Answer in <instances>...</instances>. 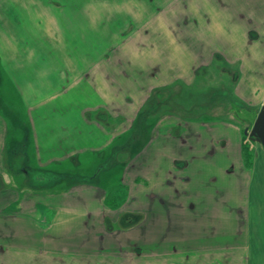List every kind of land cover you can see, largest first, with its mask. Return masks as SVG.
Returning a JSON list of instances; mask_svg holds the SVG:
<instances>
[{
	"label": "crops",
	"instance_id": "obj_1",
	"mask_svg": "<svg viewBox=\"0 0 264 264\" xmlns=\"http://www.w3.org/2000/svg\"><path fill=\"white\" fill-rule=\"evenodd\" d=\"M178 53L193 65L173 66ZM218 58L243 71L238 99L264 107L252 95L264 87V0H0V93L9 83L19 95L0 105V264H264V150L247 164L236 122L170 121L141 146L112 147L156 90ZM13 130L21 173L5 154ZM106 152L125 157L121 203L88 176L28 181ZM223 156L232 189H219ZM234 187L247 196L237 210L225 205ZM234 210L238 228L219 243Z\"/></svg>",
	"mask_w": 264,
	"mask_h": 264
},
{
	"label": "rangeland",
	"instance_id": "obj_2",
	"mask_svg": "<svg viewBox=\"0 0 264 264\" xmlns=\"http://www.w3.org/2000/svg\"><path fill=\"white\" fill-rule=\"evenodd\" d=\"M173 62L174 63L172 65L177 68L178 66L182 68L187 64L193 63L192 60L188 61L191 63H187L185 57L179 53L176 55ZM240 64L242 65L241 62ZM231 66H229L226 61H219L218 58L214 64L204 68L201 67L191 83L177 81L172 86L156 90L149 102L138 115L136 121L132 124L131 128L126 132L117 134V141H115L112 146L114 148L113 151L121 147L120 145L125 144H127L128 148L134 146L136 143L138 144L137 147L141 146L144 141L148 140L149 137L157 132V127H160L159 131L166 130L168 122L170 121H175V125H180V123L185 120L208 122L214 119H223L236 122L239 127H241L243 132V146L247 147V150H252V154L250 153L248 160L252 164L253 148L258 147L264 150V147L261 143L250 139L244 131L246 128H252L262 105H256L255 103L258 101L255 102L250 99L246 100L249 102L251 101L254 104L238 99L241 94V89L238 88L237 82L239 74L242 79L244 74L243 71L240 72L239 69H236L238 68L237 65H235L236 67H233L234 69L231 68ZM235 69L239 72V74ZM158 93H160V97L163 96L161 99L157 97ZM242 93L244 94V92ZM243 94L241 95L243 96ZM252 95H258L261 98L264 97V87L262 90L259 89L258 91L252 93ZM6 97L8 100H11H9V104L11 105L15 104L16 99L19 98L18 93L9 85V83H6V87H4L0 93L1 106H5L3 105V101L4 98L7 100ZM4 109L2 110L5 111L6 114L10 115L12 113L10 116H13V112L9 114L8 109ZM120 121L121 119L111 121L112 128L114 129L113 133L118 132L119 129L123 127V125L120 124ZM19 131L20 130H13L12 134L13 139H15L14 143L11 142L12 145L9 148L5 147L6 159L10 168L13 169L15 173H21L19 169L22 166V162L25 160V157L21 156V154H19L18 157L13 155L14 152H17L18 149L23 146L25 140L24 133ZM220 133L226 134L224 130L222 132L220 131ZM107 153L108 152L104 155L101 153L85 154L81 157L82 159L79 160V163L76 162V165L73 161H69L60 165H50L46 168L49 171H30L27 178L28 181L34 184L39 183L40 185H45V183L48 184L51 182V179L54 180L56 176L59 178L63 177L68 180L65 182L67 188V185L70 186L73 184V180H75V178L77 179L83 176H88L90 181L95 184L102 185L104 188L109 190L110 199L108 201L112 205H115L117 202L121 203L122 198H125L127 194L126 188L121 184L123 176L122 160H124L125 157L121 156L117 159V155L115 158V153H112L109 157L107 156ZM219 159L223 163V167H225L223 171L222 169L219 170V189H232L231 186L233 182L230 179L234 181L235 176L227 175L230 179H228V177L224 178L223 176V174L228 172L231 165L228 161L225 162L226 158L224 156L219 157ZM56 170L60 173L56 174ZM17 181L18 184L21 183V178L18 177ZM233 194L234 196H229L228 199H230V201L226 202V206H231L235 209L245 204L247 196L242 194L241 190L240 193H238L234 187ZM235 210L231 213H226L224 217L222 216L219 220V228L222 229V231L219 230V243L225 242V240L228 239L229 236L238 228L237 224L233 225L231 220L233 219L232 216L237 214ZM199 215L200 214L195 212L189 213L184 212L183 210L179 213V217L182 219L183 217H191L192 225L195 224L196 220H198V218L195 217ZM142 220V216L134 220L127 219L125 221V226H133L140 223ZM207 225L209 229L213 227L210 223Z\"/></svg>",
	"mask_w": 264,
	"mask_h": 264
},
{
	"label": "water",
	"instance_id": "obj_3",
	"mask_svg": "<svg viewBox=\"0 0 264 264\" xmlns=\"http://www.w3.org/2000/svg\"><path fill=\"white\" fill-rule=\"evenodd\" d=\"M244 133L264 147V107L260 109L252 128H246Z\"/></svg>",
	"mask_w": 264,
	"mask_h": 264
},
{
	"label": "trees",
	"instance_id": "obj_4",
	"mask_svg": "<svg viewBox=\"0 0 264 264\" xmlns=\"http://www.w3.org/2000/svg\"><path fill=\"white\" fill-rule=\"evenodd\" d=\"M157 97H159V99H161V97H163V96H161L160 97V93H158L157 94ZM127 146V145H126ZM130 146V145H129ZM243 152H244V156H245V162L247 163V164H249L250 162L248 161L249 160V155H250V153L252 154V150H247V147H245V146H243Z\"/></svg>",
	"mask_w": 264,
	"mask_h": 264
}]
</instances>
